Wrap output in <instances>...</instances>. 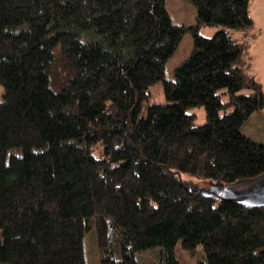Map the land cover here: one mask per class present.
<instances>
[{
	"label": "trees",
	"instance_id": "obj_1",
	"mask_svg": "<svg viewBox=\"0 0 264 264\" xmlns=\"http://www.w3.org/2000/svg\"><path fill=\"white\" fill-rule=\"evenodd\" d=\"M186 1L194 48L167 80L185 28L165 0H0V264H86L88 232L100 264L154 248L158 264H180V243L203 250L198 264H264V207L184 179L264 178V144L241 131L264 109L253 0ZM156 85L163 103L149 101ZM200 106L202 125L187 112Z\"/></svg>",
	"mask_w": 264,
	"mask_h": 264
},
{
	"label": "rangeland",
	"instance_id": "obj_2",
	"mask_svg": "<svg viewBox=\"0 0 264 264\" xmlns=\"http://www.w3.org/2000/svg\"><path fill=\"white\" fill-rule=\"evenodd\" d=\"M165 7L174 24L183 26L185 34L176 49L172 58L165 66V76L167 80H173L175 70L178 68L191 54L194 48V39L192 29L198 26L197 8L186 0H165ZM250 14L254 20L256 33L261 32L259 37H255L250 47V74L254 76L264 88V0H253L250 5ZM220 27H201L200 34L205 37H212ZM160 85V84H159ZM154 86L150 93V103H163L166 101L165 94L161 86ZM4 87L0 84V102L4 100ZM189 114L196 116V123L202 125L207 122L206 111L204 106L190 107L187 109ZM242 133L252 140L264 144V109L254 113L250 119L243 125ZM93 152L96 156L103 155V147L95 145ZM185 180L192 182L199 187L206 188L207 184L198 181L190 180L184 177ZM210 188V187H208ZM84 251L86 264H100V256L97 250L96 234L95 232H88L84 238ZM158 249H150L146 252L139 254L138 259L140 264H158ZM175 255L180 264H198L203 260L204 252L199 247L195 252L184 251L181 243L178 244L175 250Z\"/></svg>",
	"mask_w": 264,
	"mask_h": 264
},
{
	"label": "water",
	"instance_id": "obj_3",
	"mask_svg": "<svg viewBox=\"0 0 264 264\" xmlns=\"http://www.w3.org/2000/svg\"><path fill=\"white\" fill-rule=\"evenodd\" d=\"M182 185H190L180 179ZM196 192H200L208 197H214L221 201L235 202L249 208L264 207V178L259 179L246 186H226V187H211V188H195Z\"/></svg>",
	"mask_w": 264,
	"mask_h": 264
},
{
	"label": "crops",
	"instance_id": "obj_4",
	"mask_svg": "<svg viewBox=\"0 0 264 264\" xmlns=\"http://www.w3.org/2000/svg\"><path fill=\"white\" fill-rule=\"evenodd\" d=\"M255 29H256V27H255ZM257 31H258V30H256V32H257ZM260 34H261V32H258L257 37H259ZM257 37H256V38H257ZM260 37H261V36H260ZM260 37H259V38H260ZM251 47H252V46H251Z\"/></svg>",
	"mask_w": 264,
	"mask_h": 264
}]
</instances>
